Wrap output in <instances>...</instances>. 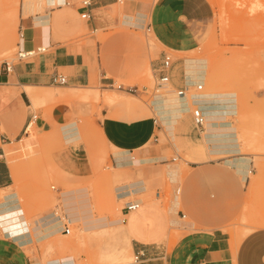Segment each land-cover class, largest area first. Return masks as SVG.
Here are the masks:
<instances>
[{
    "label": "crops",
    "instance_id": "crops-1",
    "mask_svg": "<svg viewBox=\"0 0 264 264\" xmlns=\"http://www.w3.org/2000/svg\"><path fill=\"white\" fill-rule=\"evenodd\" d=\"M212 12L209 0H90L87 6L72 0L69 5L48 7L42 14L20 19L19 32L23 37L19 36L18 50L45 49L12 63L8 72L0 71V214H18L16 218L12 216L0 222V264H41L35 259L36 251L32 245L36 241H44L45 238L41 236L49 227L47 222H52L51 230L58 229L49 238L63 233L64 222L72 223L62 200V217L56 210L48 213L30 212L28 215L24 212V200L33 191L31 187H22L21 184L29 182V178L19 175L18 167L8 162L12 161L16 152L11 145L22 140L28 142L35 136L32 132H49L56 123L60 124L61 131L72 118L87 116L89 112L80 101L89 100L79 96L87 90L93 91L97 86L112 87L121 81L117 84L119 89L131 93L129 89L139 87V84L129 82L143 70L149 69L153 75L157 74L163 55L167 54L162 47L182 53L190 28L210 17ZM82 13H87L88 17L82 18ZM144 29L150 33L153 47L141 35ZM157 46L161 49L157 50ZM179 60L172 59L168 70L170 82L174 88L184 84L191 88L194 84L190 85L186 81L185 59L182 64ZM56 75H64L65 82H54L53 77ZM50 87H57L60 92ZM83 88H86L83 92L69 94L72 89ZM169 92L179 99L184 98L179 97L174 90ZM44 96L54 97L55 104L50 109L41 107L36 111L32 102L40 101ZM94 98L106 106L115 105L119 108L117 112L102 109L101 119L96 120L97 125L94 124L97 126L94 131L98 142L106 145L104 163L120 168L123 175L127 176L113 187L116 201L138 198L140 202L139 207L128 213H125L122 205L120 214L125 217L124 221L119 218L118 223L111 224L120 228L114 236L123 241L122 245L128 253L139 255L137 260L129 264H264L263 227L247 228L236 241L221 223L203 225L193 220H182L186 214L180 205L183 204L185 211L191 215L193 208L186 202L187 181L181 182V166L174 162L176 159L170 160L168 153L174 150L193 158L199 155L200 150L203 152L198 148L200 139L197 131L188 128L193 123L191 103L198 99L191 101L187 95L184 98L185 110L166 118L160 110L163 107L156 106V102L152 101L153 95L150 107L154 113H161L159 116L165 121L161 123L153 113L149 116L139 105L130 107V98L120 93H99ZM202 111L205 123L200 137L206 148L203 156L207 155L206 158L192 160L189 165L192 168H212L217 166L215 164L219 167L223 164L241 180H246L251 173L248 157L227 158L215 164L213 159L207 157L233 154L239 151V147L235 128L221 110L213 107ZM32 113L36 114V119L24 138ZM167 121L173 122L170 127L166 126ZM74 123L77 131L73 136L78 137L69 142H65L62 136V139L57 137L48 155L49 161L56 167V175L60 176V171H63L66 175L62 176L72 180L90 175L94 167L84 142H81L77 121ZM162 126L168 133L165 135L169 138L166 144L160 143L158 132L162 131ZM252 152L255 155L264 153L263 139L255 140ZM163 164L166 165V176L179 188L168 206V213L163 210L161 203H144L143 199L136 197L150 189H155L156 199L160 197L162 179L154 172ZM199 179L203 184L208 182L205 176ZM181 184L184 185L183 192ZM57 188L60 193V187ZM76 189L79 191L74 192ZM73 190L76 199L73 205L79 199H86L89 206L84 215L95 217L88 189ZM79 194L83 196L80 198ZM30 199L34 200L33 197ZM104 216L109 218L108 215ZM172 219L177 220V223L172 222ZM79 222L83 229L92 224L91 219L86 218H79L76 223ZM196 224L199 229L175 233L173 238L176 239L169 246L173 236L171 227L195 228ZM78 259L69 253L48 259L45 264H78Z\"/></svg>",
    "mask_w": 264,
    "mask_h": 264
},
{
    "label": "rangeland",
    "instance_id": "rangeland-1",
    "mask_svg": "<svg viewBox=\"0 0 264 264\" xmlns=\"http://www.w3.org/2000/svg\"><path fill=\"white\" fill-rule=\"evenodd\" d=\"M24 2L25 0H0V62L6 60L15 63L19 60L17 43L20 19L36 13L42 14L48 8L43 0L39 8L36 5L29 8ZM209 3L213 7L211 16L193 24L182 46V53L168 48L162 47V49L171 56V59L180 58L181 64L183 59L188 57L198 56L207 60L208 74L203 81L199 82L202 83V89L194 92V86H192L187 92L189 97L198 99L197 102L191 103V107L197 105L201 110L213 107L221 110L226 120L235 128L239 147V151L233 154L207 157L213 159V163L227 158L248 157L251 173L243 181L232 169H228L223 164L221 167L214 163L217 166L212 168H192L189 165L192 160L206 158L207 155L203 156L206 148L200 137V131L203 128H197L193 123L188 128H194V131H197L200 139L198 148L203 152L200 150L199 155L192 158L187 154L170 150L168 157L170 160L176 158L174 162L181 166V182L187 181L186 202L192 206L193 214L185 211L184 205L181 204L180 209L186 214L182 220H193L203 225L212 222L221 223L227 228L225 230L238 241L247 228H264V153L255 155L252 152V144L255 140H264V0H209ZM141 35L153 47L150 33L146 29L141 32ZM160 49L161 47L157 46V50ZM120 82L118 81L112 87L97 86L94 87L95 90H87L79 95L82 99L89 100H78L89 112L87 116L72 118L71 122L61 128V131L60 124L56 123L49 132L43 134L32 132L35 136L28 142L22 140L20 143L11 145L16 152L13 154L12 161L7 160L9 164L12 162L15 167H18L19 175L29 178V182L21 184L22 187H29V189L31 187L33 191L24 200V212L28 215L30 212L48 213L56 210L62 217V200L68 215L71 216L69 234L59 233L49 238L51 234L58 231V229H50L52 222L49 220L47 222L49 227L44 233H50L43 237L49 239L36 241L32 245V249L36 251L35 259L41 264H45L48 259L69 253L79 258L78 264H129L134 261L133 252L129 254L122 245L123 241L114 236L120 228L111 226L118 223L119 218L122 217L120 208L124 203V201H116L113 187L123 182L127 176L123 175L124 172L120 171V168H113L110 163H104L106 145L98 142L94 131L97 128L96 120L101 119L102 109L117 112L119 108L115 105L106 106L101 100H96L94 95L117 92L130 98V107L139 105L149 116L156 111L154 113L150 107L151 94H131L117 88ZM135 82L139 84V87L152 88L154 86L153 72L149 69L143 70L129 83ZM50 88L60 92L57 87ZM85 90L86 88L72 89L69 94ZM55 102L54 97L44 96L40 101L32 102V107L36 111L41 107L50 109ZM156 115L159 122H165L157 113ZM75 121L82 136L81 142H84L94 167L90 175L72 180L62 176L66 175L63 171H60V176L56 175V167L49 161L48 155L50 146L53 142L56 143L57 137L62 136L65 142L78 137L73 136L77 131ZM172 123L167 121L166 126L170 127ZM158 134L160 143L166 144L169 141V138L165 137L168 133L163 126ZM103 139L106 143L104 135ZM112 147L115 148L113 145ZM165 167V164L160 165L154 172L162 179L160 197L155 198V189L140 193L136 197L143 199L144 203H161L163 210L168 213V206L173 200L177 187L166 176ZM203 176L208 178L206 184L199 179ZM52 186L60 187V193L58 188L56 190ZM74 188L88 189L95 217L84 215L89 206L86 199H79L78 203L73 205V202H76L73 195ZM183 190L184 185L181 192ZM77 191L79 189L74 192ZM82 196L83 194L78 195L80 198ZM30 197L34 200L32 201ZM104 215H108L109 218ZM79 218L80 220L91 219L92 224L83 229L80 222L76 223ZM104 218L107 219L106 222L103 221ZM261 223H263L262 226H260ZM198 226L196 224L195 228L184 229L171 227L173 236L169 246L176 239L173 238L176 236L175 233L199 229Z\"/></svg>",
    "mask_w": 264,
    "mask_h": 264
},
{
    "label": "built area",
    "instance_id": "built-area-1",
    "mask_svg": "<svg viewBox=\"0 0 264 264\" xmlns=\"http://www.w3.org/2000/svg\"><path fill=\"white\" fill-rule=\"evenodd\" d=\"M120 1V0H119ZM51 5L49 7H59V6H64V5H69L71 4L72 0H50ZM81 6H87L90 4V0H80ZM82 18H87L88 15L87 13H82L81 14ZM19 36L23 37V34L21 32H19ZM45 48L44 47H37L35 49H31V50H18L17 51V58L18 59H23L26 58L28 56L33 55L34 53L38 52V51H43ZM172 63V59L171 56L169 54H164L163 55V59L161 61L160 66L157 68L156 70V75H154V86L152 88H149L147 86H141V87H132L129 89V91L131 93L134 94H138V93H148L151 94L152 96L154 94H157L159 91L162 90H174V92H176V94L179 97H184L186 98L187 96V92H189V88L186 84H184L182 87L180 88H174L170 82L169 79V75H168V70L171 66ZM12 66V63H10L9 61H1L0 62V71L5 70L6 72L10 71ZM54 82L58 83V84H63L65 82V77L64 75H56L55 77H53ZM117 88H120L119 85H117ZM202 89V83H199L197 85H194V92L200 91ZM190 116L192 119L193 124L197 127V128H203L204 122H205V116L201 110V108H199L197 105H192V107L190 108ZM36 119V114H31L29 121L27 123L25 132L27 131V129L32 125L33 121H35ZM176 159V158H173ZM52 188L55 189L54 186H52ZM179 188L177 187L175 189V193H178ZM140 202L138 198H134V199H128L126 201H124L123 203V210L125 211V213L131 212L133 210H135L137 207H139ZM125 217L122 216L121 217V221H124ZM63 233L65 234H69L70 233V227L68 222H64V227H63ZM138 254H136L134 256V259L137 260L138 259Z\"/></svg>",
    "mask_w": 264,
    "mask_h": 264
},
{
    "label": "bare ground",
    "instance_id": "bare-ground-1",
    "mask_svg": "<svg viewBox=\"0 0 264 264\" xmlns=\"http://www.w3.org/2000/svg\"><path fill=\"white\" fill-rule=\"evenodd\" d=\"M43 1H45L47 3V6L48 7L51 5L50 0H43ZM41 2H42V0H25L24 4H26L29 8L33 7V5H36V7L39 8L41 6ZM208 67L209 66L207 64V60L204 59V58H202V57H198L197 56V57H188V58H186L185 59V75H186V81H187V83L190 84V85L191 84H194V85L199 84V82H201L202 79L206 76ZM263 81H264V79H263ZM188 88H189V86H188ZM170 90H162V91H159L157 94H154V98L152 100L153 102L154 101L156 102V106L157 105H160V106L163 107V109H160V110H162L161 112L164 114V117H166V118L173 117L174 115H178V113L180 111L185 110V108H186V101L184 100V98H180V99L177 98V96H174L173 94H171L169 92ZM195 98H191V101L192 100L194 101ZM154 115L157 117L156 114H154ZM27 136H28V131H26L24 138H26ZM249 170L251 171L250 165H249ZM2 213L0 214V222H4V220L9 219L12 216H14V215H11V213H6V214H2ZM16 215H18V214H16ZM172 222L177 223V220H173L172 219ZM5 225H6V223H5ZM49 233L50 232L44 233L41 237H45Z\"/></svg>",
    "mask_w": 264,
    "mask_h": 264
}]
</instances>
